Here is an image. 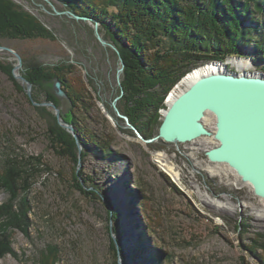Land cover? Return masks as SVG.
<instances>
[{
	"label": "rangeland",
	"instance_id": "1",
	"mask_svg": "<svg viewBox=\"0 0 264 264\" xmlns=\"http://www.w3.org/2000/svg\"><path fill=\"white\" fill-rule=\"evenodd\" d=\"M13 1L37 17L56 39L0 37V48L10 49H0V60L14 65V79L15 75L23 76L25 69L22 61V68L15 70L19 62L16 54L22 60L24 57L26 63L46 67L73 64L75 70L71 76L77 84L83 82L96 101V106L80 118L101 138H111L115 155L105 159L90 152L76 163L73 157L61 154L49 132L53 117L59 124L56 110L48 106H37L46 108L45 111L35 108L27 99L23 83L15 79L24 92L9 75L0 71V170L7 157L40 158L43 164L27 198L31 208L27 234L14 231V253L0 259V264H39L43 253L52 249L58 253L56 264H114L113 238L119 242L125 264H149L147 256L159 249L167 254L153 264H261L248 248L256 234L264 235V219L255 214L256 209L264 206V201L242 182L232 186L225 176L213 177L204 170L215 168L205 155L215 142L201 138L186 144H166L161 140L145 144L119 118L113 106L121 95L119 82L123 74L118 81V56L98 42L94 22L77 21L66 14L70 10L58 0ZM99 33L104 39L100 27ZM247 49L242 57L252 59L250 72L264 74V62L251 54L253 46ZM90 81L93 88L89 87ZM55 83L41 89L37 94L39 103L47 102V92L55 94ZM59 100L61 106H55L62 119L61 112H67L69 103L67 98ZM120 101L115 103L117 108ZM205 122L213 132V116L207 115ZM63 129L74 137L70 130ZM156 152H165L169 162L181 168L185 189L161 170L153 155ZM198 163L202 166L200 169ZM79 172L87 179V189L99 190L98 196L79 190L74 181ZM137 178L143 185L142 190L136 187ZM196 188L208 200H224L223 195L229 196L237 211L205 203V198L196 193L190 194L191 199L188 192L197 191ZM8 198V193L0 192V204ZM144 200L146 215L139 206ZM109 207L119 213L115 223L109 217Z\"/></svg>",
	"mask_w": 264,
	"mask_h": 264
},
{
	"label": "trees",
	"instance_id": "2",
	"mask_svg": "<svg viewBox=\"0 0 264 264\" xmlns=\"http://www.w3.org/2000/svg\"><path fill=\"white\" fill-rule=\"evenodd\" d=\"M58 1L73 14L98 22L104 39L112 42L120 52L125 70L121 81L123 97L118 108L145 139L158 134L162 123L160 112L166 109V98L189 72L208 62L245 56L249 45L253 46L251 54L259 62H264V0ZM0 37L10 40L56 39L37 17L13 0H0ZM22 61L25 68L22 74L33 85L32 99L35 102L39 103L37 94L41 89L56 81L61 82L69 103L67 112H61L62 119L73 126L78 136L83 149L81 158L90 152L105 159L115 155L111 138H101L80 118L96 106V101L84 83L77 84L71 76L75 66L46 67L34 62L26 63L24 57ZM13 68L14 65L0 60V71L9 75L24 92L12 76ZM89 87L93 88L91 81ZM27 99L35 108L46 110L35 106L28 96ZM45 101L58 107L62 103L53 92H47ZM53 119L49 129L51 141L61 154L73 157L78 163L79 146L75 138ZM42 166L40 158L19 160L7 157L1 167L0 192L8 193L9 198L0 204V259L14 253L12 241L15 230L27 234L31 211L27 198L32 181L42 172ZM86 180L82 172L74 176L75 184L83 194L98 196L100 193L96 187L86 188ZM136 183L138 190H142L143 185L138 178ZM139 206L146 215V201ZM109 208L111 220L115 223L119 213ZM256 236L251 239L248 250L264 264V235ZM111 247L116 258L114 264H118L113 241ZM57 254L54 249L43 253L39 264H56ZM166 254L159 249L146 259L153 264ZM122 259L125 264V259Z\"/></svg>",
	"mask_w": 264,
	"mask_h": 264
},
{
	"label": "water",
	"instance_id": "3",
	"mask_svg": "<svg viewBox=\"0 0 264 264\" xmlns=\"http://www.w3.org/2000/svg\"><path fill=\"white\" fill-rule=\"evenodd\" d=\"M66 14L71 15L77 21L94 22V35L98 42L103 47L113 50L118 56L120 68L117 71V78L120 81L125 64L118 49L100 35L98 22L88 17L77 16L70 11ZM0 49L10 51L4 47ZM16 56L19 62L15 70H18L22 68V59L18 54ZM188 75L184 76L180 82ZM15 79L21 81L27 88V96L35 106H48L56 110L60 126L70 130L76 139L79 146L80 163L82 147L78 136L73 127L61 119L60 110L51 102H35L32 99V85L22 75H15ZM180 82L169 93L165 101L166 109L162 112V123L158 135L151 139L141 136L138 130L131 125L128 117L121 114L115 105L123 96L122 89L121 95L115 100L113 106L119 118L125 120L145 144H152L159 140L166 144H186L212 136L216 144L205 153L208 161L227 165L236 172L243 183L251 186L257 198L264 200V76L256 75V73L251 75L234 74V72L214 73L197 79L177 94L175 89L178 88ZM119 85L121 86L120 82ZM54 91L59 99L67 98L60 81L55 83ZM173 97L175 98L170 102ZM208 114L214 118L213 132L204 124ZM111 215L112 212L109 211L110 219ZM112 241L117 250V263L123 264L118 241L116 238Z\"/></svg>",
	"mask_w": 264,
	"mask_h": 264
},
{
	"label": "bare ground",
	"instance_id": "4",
	"mask_svg": "<svg viewBox=\"0 0 264 264\" xmlns=\"http://www.w3.org/2000/svg\"><path fill=\"white\" fill-rule=\"evenodd\" d=\"M238 58L230 59V57H229V58L225 59L224 61H221L220 63L208 62L206 64H203V65L197 67L192 72H189V75L185 79H183L182 82H180V84H179L180 86L179 85L177 86V87H179V89H175V92L177 94H179L181 91L184 90V88L188 87L190 84H192L197 79L204 77V76H207V75H210V74H214V73H221V72L233 73L235 71V69H237L238 71L237 72L235 71L234 74H240V75H242V74H247V75L253 74L250 72V69L252 68V64H253V62L251 61L252 59H246L244 57H238ZM225 61H227V62H225ZM229 67H232V68L229 69ZM232 69H234V70H232ZM256 75L264 76V74H262L261 72H256ZM174 98L175 97L171 98L170 102H172ZM208 115H210V114H208ZM205 120H206V118H205ZM205 120H204V124L207 126ZM205 139L209 140L210 142H215V140L212 136L205 137ZM215 144H216V142H215ZM153 155L155 157V161L158 163L161 170L166 171L172 177L173 181L176 184H178V186H180V185L183 186L184 183L182 180L181 168L179 166L175 167L174 165H172L171 162H169V160H168L169 158L167 157V154L165 152H156ZM212 164L214 165L215 168L208 167V168L204 169L206 172H208L210 174V176H213V177L225 176L226 179L230 182L229 184L232 186H238L239 182H242L240 177L236 174V172L233 171L232 169H230L227 165L216 164V163H212ZM201 167H202L201 164L198 163L197 168L200 169ZM243 184L252 190V188L249 184H247V183H243ZM182 186H180V187H182ZM185 187L186 186L184 185V189H185ZM196 189H197V191L192 190L191 191L192 193L190 191L188 192L191 199L193 198V197H191V195L196 193L198 196H200V198H202V197L205 198V199H203V201H205V203L206 202L211 203V205L213 204V206H215V207L227 209V210H230L233 212L237 211L238 207H236L233 204V201L229 196L223 195L224 200H217L214 198H210V200H208L207 199L208 196L206 194L200 193L199 189L198 188H196ZM262 201H264V200H262ZM243 207H245V206H243ZM255 214L258 218L264 219V206L261 209H258V210L256 209Z\"/></svg>",
	"mask_w": 264,
	"mask_h": 264
},
{
	"label": "built area",
	"instance_id": "5",
	"mask_svg": "<svg viewBox=\"0 0 264 264\" xmlns=\"http://www.w3.org/2000/svg\"><path fill=\"white\" fill-rule=\"evenodd\" d=\"M173 183V182H172ZM175 185V184H174ZM177 187V185H175ZM178 188V187H177ZM179 189V188H178ZM188 197V196H187Z\"/></svg>",
	"mask_w": 264,
	"mask_h": 264
}]
</instances>
